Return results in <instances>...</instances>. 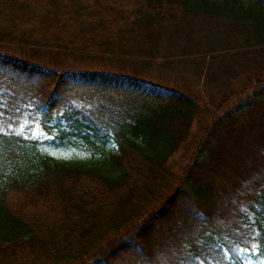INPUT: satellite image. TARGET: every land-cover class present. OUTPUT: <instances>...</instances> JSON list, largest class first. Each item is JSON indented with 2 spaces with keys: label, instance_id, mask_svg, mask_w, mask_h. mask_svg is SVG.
<instances>
[{
  "label": "trees",
  "instance_id": "trees-1",
  "mask_svg": "<svg viewBox=\"0 0 264 264\" xmlns=\"http://www.w3.org/2000/svg\"><path fill=\"white\" fill-rule=\"evenodd\" d=\"M0 39L139 66L54 72L0 54V264H264V0H0ZM191 65L194 89L138 77ZM105 92L135 98L117 112L131 123L88 130L99 108L77 103ZM23 121L58 135L24 137ZM71 137L97 167L37 149Z\"/></svg>",
  "mask_w": 264,
  "mask_h": 264
},
{
  "label": "rangeland",
  "instance_id": "rangeland-1",
  "mask_svg": "<svg viewBox=\"0 0 264 264\" xmlns=\"http://www.w3.org/2000/svg\"><path fill=\"white\" fill-rule=\"evenodd\" d=\"M230 6V4H227ZM174 48H172V52ZM0 54L11 55L16 58L28 61L31 64L41 65L48 70L54 72L70 71V72H84V71H110L114 74L123 76H131L133 72L137 71L139 66H134L129 63H123L119 61H106L103 57L98 56H87L72 52H61L52 50H43L33 47L24 46L14 41H5L0 39ZM137 67V68H136ZM200 66L191 65V67H177L166 72L162 71L159 67H152L149 69H143L138 71V77L143 82L158 80V82L166 83L169 86H175L180 90L184 91L186 87L194 89L199 86L200 78ZM137 77V78H138ZM216 83L220 86L216 88ZM205 84L211 88L213 94L219 95L225 88L216 80H206ZM218 92V93H217ZM91 102H78L77 109L82 111L85 116H89L92 111L98 108L95 112V116L90 119L92 124L88 130L94 131H108L113 132L122 128L125 123L130 124L131 122L123 121L121 124L117 123V117H122L120 110L132 111L136 108L135 98H123L115 93H97L92 95ZM206 121H202L200 118L194 120L191 129L190 136L187 140L180 145L179 149L172 155L170 163L175 171L189 159V153L193 148L194 142L192 138L195 137L200 131V125L202 127ZM53 125V123L51 124ZM63 127V126H62ZM60 127L59 129H61ZM128 127V126H127ZM17 132H20L24 137H31L37 139L39 142L44 139H54L57 135V131H51L47 136L43 135L39 127L36 124H31L27 121H23L17 128ZM27 134V135H26ZM72 141H77V138H70ZM69 145L65 147H52L48 144L39 143L37 149L45 153L59 162L71 164V165H82V166H98V159L96 156H92L90 153L84 150L80 145ZM107 149L110 152H115L116 146L109 142ZM104 173L109 175L115 174V170L109 171L108 169H102ZM245 264H262L260 260L254 262L251 260H245Z\"/></svg>",
  "mask_w": 264,
  "mask_h": 264
}]
</instances>
